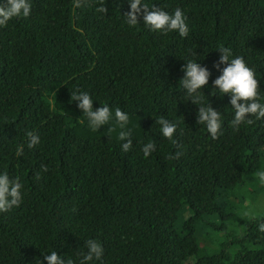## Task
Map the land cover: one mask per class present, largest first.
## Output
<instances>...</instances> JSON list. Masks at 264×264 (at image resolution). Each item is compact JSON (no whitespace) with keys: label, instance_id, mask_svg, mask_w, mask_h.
<instances>
[{"label":"trees","instance_id":"trees-1","mask_svg":"<svg viewBox=\"0 0 264 264\" xmlns=\"http://www.w3.org/2000/svg\"><path fill=\"white\" fill-rule=\"evenodd\" d=\"M31 2L28 18L0 27V171L24 192L19 207L0 212V264H34L52 247L74 256L89 237L102 242L103 264H264V214L235 223L238 206L228 207L258 185L264 118L234 131L227 95L205 87L223 118L213 140L196 123L197 106L174 90L192 53L207 63L210 85L223 45L244 56L264 96V0H146L182 8L184 38L126 25V0ZM77 88L113 114L130 113L129 152L114 121L111 131L87 127L70 101ZM160 116L177 122L175 143L159 136ZM28 131L40 143L18 156ZM149 136L157 146L144 157Z\"/></svg>","mask_w":264,"mask_h":264},{"label":"clouds","instance_id":"clouds-1","mask_svg":"<svg viewBox=\"0 0 264 264\" xmlns=\"http://www.w3.org/2000/svg\"><path fill=\"white\" fill-rule=\"evenodd\" d=\"M128 10L121 17L128 26L135 27L143 25L148 31L165 33H175L181 38L189 35L190 26L185 11L176 7L172 11H166L161 6L152 3L149 5L146 0H126ZM80 6V0H76V7ZM98 10L104 14L106 9L103 5H98ZM32 13L31 0H0V27L6 26L14 18H28ZM139 18V19H138ZM215 50L219 56L213 63V68L219 75L211 80V75L207 63L198 60L195 53L192 58L182 59V77L178 80L175 91L187 97L197 106L196 123L203 125L206 133L211 139H217L223 130V118L220 110L211 106L210 101L204 94V88L208 87V94L222 98L228 97V105L232 110V117L229 121L231 128L239 130L244 123H252L253 117L264 118V96L259 89V81L256 78L254 69L250 67L244 56L234 54L233 50L227 46L218 45ZM70 101L76 102L77 109L86 118L87 127L92 131H97L102 126L112 130V122L119 128L118 138L120 149L124 153L131 150L133 146L132 129L128 128L130 113L117 107L110 111L107 103L98 102L88 91L77 88L70 95ZM93 101H97L99 106L93 109ZM155 124L158 126L160 137L175 143V133L177 122L164 116L156 118ZM147 135L146 133L144 134ZM40 136L35 131L25 133V141L17 149V155H22L24 147L33 149L40 143ZM156 141L150 136L141 145V152L144 157H148L156 149ZM179 155V153H177ZM258 185L264 187V169L255 173ZM23 185L18 177H10L6 171H0V212H7L19 207L23 201ZM241 214L245 217H255L256 213L251 210V205L245 208ZM257 230L264 233V220L258 222ZM40 251V250H39ZM104 247L102 242L89 237L83 241V250L76 252L74 256L65 257L58 254L52 247L50 251H40V256L36 257L34 264H103L102 257Z\"/></svg>","mask_w":264,"mask_h":264},{"label":"rangeland","instance_id":"rangeland-1","mask_svg":"<svg viewBox=\"0 0 264 264\" xmlns=\"http://www.w3.org/2000/svg\"><path fill=\"white\" fill-rule=\"evenodd\" d=\"M237 189H239L240 191L243 190L241 186H238ZM230 199L233 201L228 203V207L232 208V205H237L239 210L238 215L234 217L232 216L235 223L245 221V218H251V216L245 217L241 214V212L249 205H251V210L256 213L255 216H257L258 214H264V187L260 185H256L255 188H245L239 196H237L236 198L230 196Z\"/></svg>","mask_w":264,"mask_h":264}]
</instances>
